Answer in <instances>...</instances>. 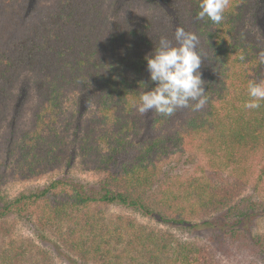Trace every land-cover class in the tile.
I'll list each match as a JSON object with an SVG mask.
<instances>
[{
	"label": "trees",
	"instance_id": "16d2710c",
	"mask_svg": "<svg viewBox=\"0 0 264 264\" xmlns=\"http://www.w3.org/2000/svg\"><path fill=\"white\" fill-rule=\"evenodd\" d=\"M107 1L0 0V125L24 74L36 94L28 128L2 135L0 264H57L55 254L67 264H221L192 235L208 230L216 245L251 247L248 225L264 215V200L240 196L264 151V102L242 107L248 82L264 79V41L246 24L255 0H229L220 24L196 18L198 0H157L160 13L114 19ZM173 21L204 48L208 102L170 117L141 115L134 101L155 87L145 57L160 36L173 40ZM82 99L92 110L74 121L73 152L67 105ZM182 148L203 156L188 174L179 165H193L192 156L171 158ZM76 157L90 163L95 180L72 173ZM46 175L43 185L13 196L5 190L8 177ZM112 206L168 229L109 213ZM9 215L31 225L38 240L14 235Z\"/></svg>",
	"mask_w": 264,
	"mask_h": 264
},
{
	"label": "rangeland",
	"instance_id": "374dc122",
	"mask_svg": "<svg viewBox=\"0 0 264 264\" xmlns=\"http://www.w3.org/2000/svg\"><path fill=\"white\" fill-rule=\"evenodd\" d=\"M162 1V0H161ZM169 1V0H164ZM168 12L173 14L174 9L167 6ZM107 9L108 15L111 19H114L115 16L121 15H148L155 14L157 11L161 10L159 7L160 3L157 0H108L107 1ZM247 26L255 33H258L260 37L264 41V0H255V3L247 15L246 19ZM177 26L183 27L186 31L187 28L181 24H178L176 21L172 23V33H173V41H174V31ZM175 43V41H174ZM199 50L202 52L205 58H202L201 65H208V60L205 55L204 48L200 42ZM11 108H9L7 118L0 125V154L2 146V135L8 133L11 129H16L20 132L23 129L28 128L30 121L32 119V113L34 106L36 104V94L35 89L32 85V77L30 73L24 74L23 77L16 83L13 88V98L10 101ZM77 103V104H76ZM70 101L67 105L69 112L67 114H73V123H70L71 131L69 132L71 135L70 144L68 143L67 148L73 149V152L76 150V140L75 134L80 132L78 129V123H74L77 121L80 115L89 116L92 108L90 106L85 105V100L82 99L77 102ZM17 111V112H16ZM77 124V125H76ZM183 152L175 153L171 155V158L180 157L184 158L187 156H192L194 161L193 165L189 167V165H179L181 167V171H184L185 174L192 172L195 168V163L202 162L203 156L194 150L182 148ZM175 151V150H174ZM183 153V154H182ZM2 157H0L1 159ZM169 161V160H166ZM178 166V167H179ZM264 169V151L260 152L257 159H255L252 171L248 177V183L242 190L240 196L242 195H252L253 197L264 200V174H261V171ZM72 173L75 176H78L81 179L85 180H95L96 174L91 170V165L86 159H82L80 157H76L75 162L72 166ZM49 175L43 176L38 179L33 180H20L8 177L6 179L5 190L7 194L13 196L18 192L23 190H27L28 188L43 185L47 180ZM108 212L112 214H126L131 217L137 218L139 221L154 226L155 228L167 230L163 225L157 224L155 221L146 218L134 211L123 209L120 207H109ZM8 220L11 222L10 225L13 230V234L17 237L23 236L32 238L34 240H38L33 232L31 225L21 222L16 216L9 215ZM250 232L252 233L249 236L251 241L247 242L252 244L251 247H246L245 244L240 245H225L220 246L214 244L212 241H209L206 237L209 236L213 238L216 242L218 237H212V235H208V230L198 231L196 234H193L192 237H197V239L201 243H206L211 245V250L213 255L220 261L221 264H264V215L257 216L248 225ZM173 231L177 236L188 237V233L183 231ZM256 241H259L256 243ZM57 264H67L61 257L55 254Z\"/></svg>",
	"mask_w": 264,
	"mask_h": 264
},
{
	"label": "clouds",
	"instance_id": "9594fccd",
	"mask_svg": "<svg viewBox=\"0 0 264 264\" xmlns=\"http://www.w3.org/2000/svg\"><path fill=\"white\" fill-rule=\"evenodd\" d=\"M228 7L229 0H198L196 18L220 24ZM174 41L160 36L152 54L145 57L150 81L155 82V87L143 92L134 101L141 115L154 111L160 116L170 117L178 109L191 107L199 111L208 102L205 81L200 72L202 58L205 57L199 50V37L195 32L177 26ZM240 59L245 60V56L241 55ZM258 60L264 64V50L259 52ZM246 95L243 109L258 110L264 102V79L250 80Z\"/></svg>",
	"mask_w": 264,
	"mask_h": 264
}]
</instances>
